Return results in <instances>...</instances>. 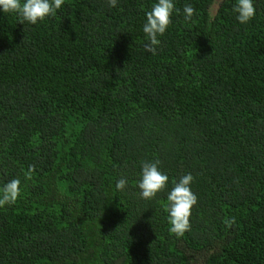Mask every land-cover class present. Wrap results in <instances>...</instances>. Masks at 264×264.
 Returning <instances> with one entry per match:
<instances>
[{"label":"trees","instance_id":"trees-1","mask_svg":"<svg viewBox=\"0 0 264 264\" xmlns=\"http://www.w3.org/2000/svg\"><path fill=\"white\" fill-rule=\"evenodd\" d=\"M156 2L64 0L35 25L0 11V188L21 181L0 264H264V0L246 24L237 0H173L152 54ZM157 159L169 181L143 199ZM188 173L177 236L165 205Z\"/></svg>","mask_w":264,"mask_h":264},{"label":"clouds","instance_id":"clouds-1","mask_svg":"<svg viewBox=\"0 0 264 264\" xmlns=\"http://www.w3.org/2000/svg\"><path fill=\"white\" fill-rule=\"evenodd\" d=\"M63 3L64 0H0V11L17 13L21 23L24 24L27 21L35 25L48 16H54ZM108 4L110 7H115L117 0H108ZM174 9L173 0H158L146 13L143 32L148 42L145 44V49L152 54L156 53V46L160 44L158 36H163L171 23ZM175 10L179 11L178 9ZM183 11L185 19H191L195 9L190 4H186ZM233 11L242 24L248 23L256 15L253 0H237L233 6ZM160 163L161 161L158 159L142 162L138 188L143 199H153L158 192L167 186L169 177L160 170ZM32 171H34V166H29V171L25 173V179H31ZM193 179V175L188 173L178 180H173V187L167 194L168 203L165 205V211L168 213L169 230L177 236H182L190 229L191 210L198 201L197 195L190 187ZM127 183L128 181L122 177L117 181L116 188L123 190ZM20 184L19 179H12L0 188V207L16 202L20 195ZM224 223L231 226L235 223V217L226 218Z\"/></svg>","mask_w":264,"mask_h":264},{"label":"water","instance_id":"water-1","mask_svg":"<svg viewBox=\"0 0 264 264\" xmlns=\"http://www.w3.org/2000/svg\"><path fill=\"white\" fill-rule=\"evenodd\" d=\"M217 1H219V2H220V1H223V0H217Z\"/></svg>","mask_w":264,"mask_h":264}]
</instances>
